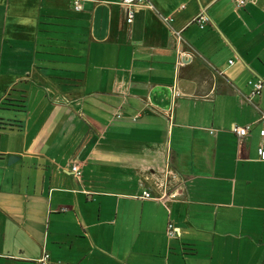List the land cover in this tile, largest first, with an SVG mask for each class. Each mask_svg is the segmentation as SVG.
Here are the masks:
<instances>
[{
    "label": "crops",
    "instance_id": "obj_1",
    "mask_svg": "<svg viewBox=\"0 0 264 264\" xmlns=\"http://www.w3.org/2000/svg\"><path fill=\"white\" fill-rule=\"evenodd\" d=\"M121 1L0 0V264H264V0Z\"/></svg>",
    "mask_w": 264,
    "mask_h": 264
},
{
    "label": "built area",
    "instance_id": "obj_2",
    "mask_svg": "<svg viewBox=\"0 0 264 264\" xmlns=\"http://www.w3.org/2000/svg\"><path fill=\"white\" fill-rule=\"evenodd\" d=\"M73 2H74V8L76 10H81L83 8L81 0H73ZM246 2L247 0H235V4L237 7L244 6ZM121 5L126 14V21L131 24L135 19L137 8L140 6H144V5L149 6L150 0H122ZM164 20L167 23H171L173 21L171 17H165ZM193 22L203 28L209 22V17L206 14V12L202 11L199 15H197L193 19ZM230 63H233V61H230ZM250 84L252 85V91L250 93V97L253 98V97L259 96L264 89V79L258 78L255 81H250ZM249 130H250V125L239 126V125L234 124L231 128V131L239 137L246 136L249 133ZM261 136L262 137L264 136V130L261 131ZM259 154L261 158L264 159V147L263 146L259 148ZM71 170L77 178H80L82 176V170L77 163L73 164ZM164 196H166V193H164L163 197ZM141 198L152 199L154 198V196L152 195L150 191L146 190V191H143ZM168 234L170 236L177 235L176 228L172 223L168 225ZM50 257H51L50 254L48 252H45L41 256V258L38 259V264H51Z\"/></svg>",
    "mask_w": 264,
    "mask_h": 264
},
{
    "label": "water",
    "instance_id": "obj_3",
    "mask_svg": "<svg viewBox=\"0 0 264 264\" xmlns=\"http://www.w3.org/2000/svg\"><path fill=\"white\" fill-rule=\"evenodd\" d=\"M171 99L172 93L171 90L167 87H155L151 93V100L153 103L163 107L170 108L171 107Z\"/></svg>",
    "mask_w": 264,
    "mask_h": 264
}]
</instances>
